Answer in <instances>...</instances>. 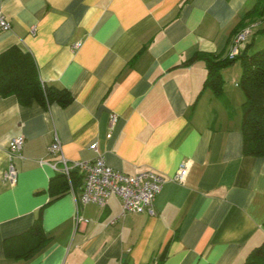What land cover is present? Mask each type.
Wrapping results in <instances>:
<instances>
[{"label": "crops", "instance_id": "crops-1", "mask_svg": "<svg viewBox=\"0 0 264 264\" xmlns=\"http://www.w3.org/2000/svg\"><path fill=\"white\" fill-rule=\"evenodd\" d=\"M254 3L0 0L12 24L0 31V53L29 51L42 81L74 96L68 107L46 108L0 94V264H122L125 257L147 264L170 241L162 264H244L264 241V155L243 152L242 67H233V80L231 67L222 69L231 113L213 89L202 90L206 63L188 60L197 52L227 56ZM18 135L25 142L11 185L2 174ZM56 138L62 151L49 154ZM99 154L131 175L171 176L182 162L189 172L183 183L166 182L155 215L122 214L119 196L106 206L84 204L81 184L64 191L55 179L61 157ZM40 209L45 240L31 257L17 258L36 237L7 239L29 230Z\"/></svg>", "mask_w": 264, "mask_h": 264}, {"label": "trees", "instance_id": "trees-1", "mask_svg": "<svg viewBox=\"0 0 264 264\" xmlns=\"http://www.w3.org/2000/svg\"><path fill=\"white\" fill-rule=\"evenodd\" d=\"M257 19H264V0H255L253 6L242 13L233 35ZM258 32L264 34V26L259 28ZM194 60L204 61L208 69L202 90L213 89L231 113L232 107L223 89L222 69L240 61L242 74L238 85L245 96L242 104L243 152L246 155H264V47L255 48V34L244 44L242 52L235 58L224 57L222 54L197 52L188 61ZM0 94L15 95L20 103L26 106L37 102L48 108L52 102H57L63 107H68L74 102L73 94L66 87H57L43 82L33 55L18 46H11L0 53ZM55 179L60 180L64 191L76 188L77 184L82 186L83 182L82 176L77 171L73 173L71 183L61 172ZM55 179H51L50 187L54 186ZM31 236L36 237L37 244L24 252L15 254L17 258L31 257L45 240L42 231V209L38 211L34 225L29 230L7 241L17 242ZM170 242L158 258L147 264H162L167 257ZM122 264L134 263L125 257ZM244 264H264V241L249 253Z\"/></svg>", "mask_w": 264, "mask_h": 264}, {"label": "built area", "instance_id": "built-area-1", "mask_svg": "<svg viewBox=\"0 0 264 264\" xmlns=\"http://www.w3.org/2000/svg\"><path fill=\"white\" fill-rule=\"evenodd\" d=\"M253 27V25H248L233 36L227 54L229 58H235L242 52L244 44L254 34ZM11 28V21L0 7V31ZM32 31L34 32L35 28ZM116 119V114H112V123ZM24 142L25 137L18 135L13 137L9 143L8 166L2 174V180L5 183L14 185L17 182L18 169L16 160L22 157ZM92 148L96 151L98 150L97 142L92 144ZM61 151V142L56 138L48 146V153L57 154ZM59 162L61 164L60 167L57 163H54V166L58 171L66 175L70 183L75 171L82 176V188L77 196L81 203L106 206L110 198L116 195L121 198L122 214L147 212L150 215H155V201L166 182L172 180L177 183H183L189 172L188 164L182 162L171 176L152 169L142 170L131 175L111 167L103 154H99L89 160L68 161L61 157Z\"/></svg>", "mask_w": 264, "mask_h": 264}, {"label": "rangeland", "instance_id": "rangeland-1", "mask_svg": "<svg viewBox=\"0 0 264 264\" xmlns=\"http://www.w3.org/2000/svg\"><path fill=\"white\" fill-rule=\"evenodd\" d=\"M250 25H253L254 27V34H255V38H256V41H255V48L256 49H258V48H260V47H264V34L263 33H257V30L259 29V28H261V27H263L264 26V19L263 20H260V19H257V20H255V21H253V23L252 24H250ZM253 34V35H254ZM253 35L250 37V39L249 40H251L252 38H253ZM241 66V63H240V61H236V62H234V63H232V64H230V65H228L227 67H225V68H230L231 67V69H232V73H233V75L231 74V79L233 80L234 79V73L236 72L235 70H236V68H235V70H234V68L233 67H240ZM239 76V75H238ZM240 77H241V73H240ZM238 81H239V79H238Z\"/></svg>", "mask_w": 264, "mask_h": 264}]
</instances>
